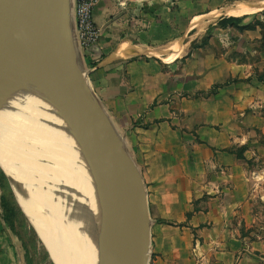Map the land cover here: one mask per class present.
I'll return each mask as SVG.
<instances>
[{
	"label": "crops",
	"instance_id": "crops-1",
	"mask_svg": "<svg viewBox=\"0 0 264 264\" xmlns=\"http://www.w3.org/2000/svg\"><path fill=\"white\" fill-rule=\"evenodd\" d=\"M239 1L95 0L99 37L83 49L72 0L77 61L145 182L148 264H264L263 215L254 207L264 198V76L237 57L262 38L246 20L264 22V6L235 16L239 39L215 27L223 39L193 49L187 63L179 56L184 26ZM152 46L163 48V61L147 58ZM0 264H22L1 225Z\"/></svg>",
	"mask_w": 264,
	"mask_h": 264
},
{
	"label": "bare ground",
	"instance_id": "bare-ground-1",
	"mask_svg": "<svg viewBox=\"0 0 264 264\" xmlns=\"http://www.w3.org/2000/svg\"><path fill=\"white\" fill-rule=\"evenodd\" d=\"M263 6L240 0L221 11L241 16ZM221 11L194 17L192 26ZM49 59L41 44L29 46L0 82V167L55 264H128L127 229L137 207L130 182L107 175L88 152L93 131L62 102ZM69 83L86 91V71L70 74ZM109 150L111 165L125 164L113 134Z\"/></svg>",
	"mask_w": 264,
	"mask_h": 264
},
{
	"label": "water",
	"instance_id": "water-1",
	"mask_svg": "<svg viewBox=\"0 0 264 264\" xmlns=\"http://www.w3.org/2000/svg\"><path fill=\"white\" fill-rule=\"evenodd\" d=\"M72 7V0H0V82L10 76L29 46L39 43L48 51L50 69L62 102L76 119L87 122L93 131L88 152L107 175L130 182L128 188L137 207L127 229L128 264H143L145 258L148 264L150 225L140 170L87 81L84 92L69 83L70 74L84 70L77 61L72 39ZM110 134L127 157L124 165L113 166L109 162Z\"/></svg>",
	"mask_w": 264,
	"mask_h": 264
},
{
	"label": "rangeland",
	"instance_id": "rangeland-1",
	"mask_svg": "<svg viewBox=\"0 0 264 264\" xmlns=\"http://www.w3.org/2000/svg\"><path fill=\"white\" fill-rule=\"evenodd\" d=\"M222 16V15H220ZM220 16L213 18H207L201 21L198 26L187 30L186 26L183 27V35L181 41L183 44L180 49V61L181 64L187 63V59L190 56V53L195 48H200L205 50L211 43L209 39H223L221 31L214 29L218 27L213 25V30L207 32L208 27L212 26L213 22H217ZM248 28H259L262 34L261 39H257L256 43L253 44L254 48L250 49L247 57L242 53L237 55L239 59H247L251 62H254V73L259 76V78L264 76V22L258 20L256 15H250L247 18ZM240 22V21H239ZM239 22L228 23L226 26L221 28H231V31H228L227 39H239V33H242L244 26L240 25ZM220 33V34H217ZM163 48L158 47H149L148 59H157L158 61H163L160 57H164L165 54H160ZM234 51V50H233ZM232 54L234 52H231ZM157 54V55H155ZM241 56V57H240ZM86 81L88 88L93 92L95 89L93 87L91 79L86 76ZM122 141L125 143L124 134L122 131H118ZM123 136V137H122ZM141 173V171H140ZM143 180L144 190L145 182L141 173ZM264 185V182H263ZM255 209L263 215L262 224L264 225V198L263 200L254 205ZM0 225L2 228L7 230L13 239L15 245H17L20 252V260L22 264H55L52 258L49 256L45 243L42 238L35 231L29 217L21 209L20 205L15 199L14 193L10 187L7 173L0 167ZM82 230V227H80ZM149 263V262H148Z\"/></svg>",
	"mask_w": 264,
	"mask_h": 264
},
{
	"label": "built area",
	"instance_id": "built-area-1",
	"mask_svg": "<svg viewBox=\"0 0 264 264\" xmlns=\"http://www.w3.org/2000/svg\"><path fill=\"white\" fill-rule=\"evenodd\" d=\"M95 0H75L74 20L79 45L86 49L97 42L99 30L94 22Z\"/></svg>",
	"mask_w": 264,
	"mask_h": 264
},
{
	"label": "trees",
	"instance_id": "trees-1",
	"mask_svg": "<svg viewBox=\"0 0 264 264\" xmlns=\"http://www.w3.org/2000/svg\"><path fill=\"white\" fill-rule=\"evenodd\" d=\"M241 19L240 17H235V16H222L220 17L217 22H216V26L218 27H224L226 26L228 23H235V22H239ZM213 26L208 27L207 32H211L213 30Z\"/></svg>",
	"mask_w": 264,
	"mask_h": 264
}]
</instances>
